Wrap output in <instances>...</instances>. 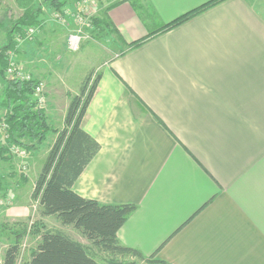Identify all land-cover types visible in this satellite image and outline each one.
I'll list each match as a JSON object with an SVG mask.
<instances>
[{
	"label": "crops",
	"instance_id": "0c3cea01",
	"mask_svg": "<svg viewBox=\"0 0 264 264\" xmlns=\"http://www.w3.org/2000/svg\"><path fill=\"white\" fill-rule=\"evenodd\" d=\"M208 1L103 5L109 54L73 92L100 75L82 126L101 147L73 188L102 203L136 204L118 238L146 259L264 264V0H222L150 34ZM34 60L43 79L44 62ZM35 182L26 194L2 183L12 220L34 212ZM50 217L57 228L72 226L37 219Z\"/></svg>",
	"mask_w": 264,
	"mask_h": 264
},
{
	"label": "trees",
	"instance_id": "16d2710c",
	"mask_svg": "<svg viewBox=\"0 0 264 264\" xmlns=\"http://www.w3.org/2000/svg\"><path fill=\"white\" fill-rule=\"evenodd\" d=\"M50 8L62 11L68 0H50ZM222 0H210L199 8L186 12L164 24L155 34L172 28L202 10ZM26 11L7 31V44L0 46V74L4 78L0 92V131L6 124L7 142L26 148L36 147L48 136L49 123L46 109L39 100L36 87L41 81L31 76L24 79L8 73L11 54L17 50L16 34L24 26L41 28L42 7L36 9L27 4ZM99 17V18H98ZM96 24L112 25L107 18L96 16ZM102 28H105L104 26ZM4 23L0 21V32ZM24 34V33H23ZM141 40L134 44L141 43ZM100 75H88L70 102L65 117V126L59 132L49 150L48 156L37 179L33 197L39 199L42 215H54L64 225H72L79 230L90 244H84L63 229H44L28 264H135L119 256L132 255L145 259L133 247L124 245L118 238V231L129 215L137 208L134 203H102L97 199L86 198L74 190V184L87 165L100 150V143L82 126L88 105L100 81ZM93 79V80H92ZM5 148L0 146V157ZM0 177V188L2 187ZM22 234V233H21ZM20 235L5 251L4 264H16L20 252ZM102 255L103 262L97 259ZM152 255L147 260L151 264H170Z\"/></svg>",
	"mask_w": 264,
	"mask_h": 264
},
{
	"label": "rangeland",
	"instance_id": "374dc122",
	"mask_svg": "<svg viewBox=\"0 0 264 264\" xmlns=\"http://www.w3.org/2000/svg\"><path fill=\"white\" fill-rule=\"evenodd\" d=\"M68 1H71L72 4L68 7L65 5L62 11H56L50 8V0H0V21L4 23V29L0 32V46L7 44V31L13 27L17 19L21 18V15L26 11L27 4L35 9L42 7L41 11L43 12L40 19L44 25L41 28L38 26L34 35L26 36L30 28L37 27L29 25L23 27L24 34L22 31L16 34V37L20 38L16 39L17 50L11 54L10 60L24 70L26 74L33 77L34 58L37 57L40 62H44L43 66L46 68L43 70L46 73L40 80L44 83L45 100L42 104L46 109L47 120L50 125L48 136L36 147H25L24 150L27 153L25 154L26 157H23L12 151L11 146L13 144L10 145L7 142L5 131L3 129L0 131V146L5 148L4 154L0 157L1 184L17 186L24 194L30 190L35 181L37 182L49 150L65 126V116L71 99L75 96L73 92L77 93L79 90L82 78L91 64L109 54L108 51L103 50L102 45L108 43L105 34H112V28L107 24L100 25L99 28L95 22L96 16L102 15L103 5L108 0ZM103 26L105 28H102ZM80 30L87 35V38L82 41L78 50L69 49L67 46L69 35L79 33ZM65 33H68L67 37ZM111 44L116 45L115 43ZM22 52L24 53L21 54ZM48 68L51 69L52 75L47 74ZM95 77L96 73L93 75V79ZM4 81L0 74V84ZM37 200V198L33 200L32 210L34 212L30 217L23 221L12 220L14 218L5 212L6 208L12 205V200L0 191V256L3 250L16 241L17 235H20V252L16 264H28V260H30L29 258L40 240L42 229L57 228V220L54 217L47 220L42 219L44 215L40 213V206L36 205ZM39 215L42 218L37 219ZM65 227L66 232L78 240L82 238L87 243L88 240L85 236L74 226ZM89 244L91 246L90 242ZM102 255L105 254L97 256L100 262H103ZM119 257L125 258L129 262H135V264H151L147 260L148 258H135L132 255Z\"/></svg>",
	"mask_w": 264,
	"mask_h": 264
},
{
	"label": "built area",
	"instance_id": "2783aa9c",
	"mask_svg": "<svg viewBox=\"0 0 264 264\" xmlns=\"http://www.w3.org/2000/svg\"><path fill=\"white\" fill-rule=\"evenodd\" d=\"M35 27L30 28L27 33L26 36H31L32 34H35ZM19 39L20 37H16V39ZM87 38V35H85L81 30L79 33H71L68 37V41H67V46L69 49L71 50H78L81 46V43L84 39ZM8 73L9 74H16L17 76L24 78V79H28L31 78V75L26 74L24 72V70H22L21 68L17 67L16 64L13 61H10V64L8 66ZM36 92L39 95V100L41 103H43V101L45 100L44 97V83L42 81L39 82V84L36 87ZM3 125V129H5V127L7 126L6 124H2ZM12 151L16 154H18L19 156H23L26 157V151L24 150L25 148L21 147L20 145L17 144H13L11 146ZM23 149V150H21ZM0 264H4L3 260L0 259Z\"/></svg>",
	"mask_w": 264,
	"mask_h": 264
}]
</instances>
